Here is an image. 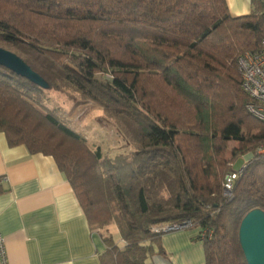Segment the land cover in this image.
Listing matches in <instances>:
<instances>
[{
	"label": "trees",
	"instance_id": "obj_1",
	"mask_svg": "<svg viewBox=\"0 0 264 264\" xmlns=\"http://www.w3.org/2000/svg\"><path fill=\"white\" fill-rule=\"evenodd\" d=\"M252 7L233 18L225 0H0V49L49 85L0 66V133L54 159L92 231L116 226L124 245L103 236L100 264L165 255L153 229L186 221L205 264H247L239 225L264 212V125L247 112L237 66L264 36L263 0ZM45 91L99 107L131 153L91 151L45 107Z\"/></svg>",
	"mask_w": 264,
	"mask_h": 264
},
{
	"label": "crops",
	"instance_id": "obj_2",
	"mask_svg": "<svg viewBox=\"0 0 264 264\" xmlns=\"http://www.w3.org/2000/svg\"><path fill=\"white\" fill-rule=\"evenodd\" d=\"M225 2L233 18L247 16L253 9L252 0ZM0 235L8 264H100L106 249L103 234L89 227L54 159L30 154L24 146L9 147L3 133ZM160 243L165 255L154 254L146 264H205L196 229L165 233Z\"/></svg>",
	"mask_w": 264,
	"mask_h": 264
},
{
	"label": "rangeland",
	"instance_id": "obj_3",
	"mask_svg": "<svg viewBox=\"0 0 264 264\" xmlns=\"http://www.w3.org/2000/svg\"><path fill=\"white\" fill-rule=\"evenodd\" d=\"M43 95L45 97V107L55 112L58 117H61L62 121L70 129L83 136L91 151L99 148L103 154H107L111 158L131 153V148L119 130L112 121L104 116L99 107L84 102L73 94L45 91ZM236 147L237 144H230L229 150ZM251 158L252 155L250 154L239 158L234 163L233 170L241 169ZM161 226L155 227L154 230ZM101 233L105 237L112 236L113 240H118L120 244L115 225L101 230Z\"/></svg>",
	"mask_w": 264,
	"mask_h": 264
},
{
	"label": "built area",
	"instance_id": "obj_4",
	"mask_svg": "<svg viewBox=\"0 0 264 264\" xmlns=\"http://www.w3.org/2000/svg\"><path fill=\"white\" fill-rule=\"evenodd\" d=\"M264 6V0H263ZM238 72L241 77V89L249 97L247 112L264 125V36L261 39L258 51L245 53L237 59ZM264 151L260 149L259 152ZM242 168L239 170L241 172ZM238 173L226 175L224 180L223 194L227 199L232 198V190ZM189 221L181 224H164L158 229H153L155 233H171L186 229H191ZM0 264H8L5 252L4 239L0 235Z\"/></svg>",
	"mask_w": 264,
	"mask_h": 264
},
{
	"label": "water",
	"instance_id": "obj_5",
	"mask_svg": "<svg viewBox=\"0 0 264 264\" xmlns=\"http://www.w3.org/2000/svg\"><path fill=\"white\" fill-rule=\"evenodd\" d=\"M0 66L43 90L49 85L15 54L0 49ZM238 243L247 264H264V212L254 209L241 220Z\"/></svg>",
	"mask_w": 264,
	"mask_h": 264
}]
</instances>
